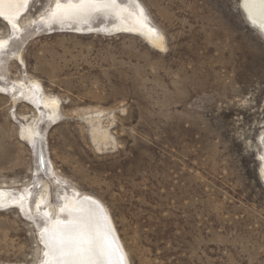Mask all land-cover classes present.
Listing matches in <instances>:
<instances>
[{
	"label": "rangeland",
	"instance_id": "obj_1",
	"mask_svg": "<svg viewBox=\"0 0 264 264\" xmlns=\"http://www.w3.org/2000/svg\"><path fill=\"white\" fill-rule=\"evenodd\" d=\"M138 1L164 49L49 27L55 0H31L15 32L0 17V188L28 191L31 212L0 208V264L42 263L37 198L54 206L74 188L106 207L128 264H264V35L239 0ZM18 80L57 97L60 116L14 99ZM34 124L51 172L20 136Z\"/></svg>",
	"mask_w": 264,
	"mask_h": 264
},
{
	"label": "bare ground",
	"instance_id": "obj_2",
	"mask_svg": "<svg viewBox=\"0 0 264 264\" xmlns=\"http://www.w3.org/2000/svg\"><path fill=\"white\" fill-rule=\"evenodd\" d=\"M31 0H0V17L6 19L14 32L20 28L18 18L27 11ZM242 7L252 25L259 28L264 35V0H243ZM101 16L108 20L98 27H91V18ZM96 16V17H97ZM45 25L56 24L61 28L100 29L101 33L131 32L138 33L151 46L165 48L162 32L151 22L145 8L138 0H55L47 16L43 17ZM91 32V31H90ZM7 39L0 38V53L6 46ZM4 51V50H3ZM18 86L14 99L24 98L36 108L42 105L50 124L60 116V103L57 97L44 94L38 81L23 80ZM0 89L6 90L1 87ZM38 107V108H39ZM43 108V109H44ZM55 121V120H54ZM97 130V132H96ZM258 139L260 144L259 171L264 182V131ZM41 133L37 124L23 126L20 136L35 146L38 160L42 157L43 165L38 162L40 170L51 172L48 159L38 152ZM92 136L96 143H106L107 133L93 125ZM43 187H47L46 184ZM77 189L61 195V202L50 206L47 193L41 191L37 198L35 210L43 219L39 238L44 245L41 264H128L122 244L113 226L106 207L95 197L88 194H76ZM78 195V196H77ZM45 203V205H44ZM19 207L24 214H30L28 191L15 193L8 188H0V208ZM29 208V209H28Z\"/></svg>",
	"mask_w": 264,
	"mask_h": 264
},
{
	"label": "water",
	"instance_id": "obj_3",
	"mask_svg": "<svg viewBox=\"0 0 264 264\" xmlns=\"http://www.w3.org/2000/svg\"><path fill=\"white\" fill-rule=\"evenodd\" d=\"M237 8H238L239 11L241 12V14H242L243 18L245 19V21L248 23V19H247L246 14H245V12H244V10H243L241 4H240V0H239L238 3H237ZM248 24H249V23H248ZM258 148L260 149V144H259V142H258ZM255 159H256V161H257V166H259V164H260V160H259V158L256 157ZM39 162L43 165V159H42V157L39 158ZM257 176H258V179L260 180V182L264 185V182H263V179H262V177H261V174H260V171H259V168H258V167H257Z\"/></svg>",
	"mask_w": 264,
	"mask_h": 264
},
{
	"label": "snow or ice",
	"instance_id": "obj_4",
	"mask_svg": "<svg viewBox=\"0 0 264 264\" xmlns=\"http://www.w3.org/2000/svg\"><path fill=\"white\" fill-rule=\"evenodd\" d=\"M58 7H59V0H58Z\"/></svg>",
	"mask_w": 264,
	"mask_h": 264
}]
</instances>
